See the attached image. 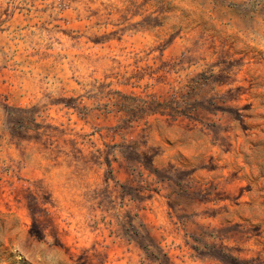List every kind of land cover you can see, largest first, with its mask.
Segmentation results:
<instances>
[{
    "label": "rangeland",
    "instance_id": "374dc122",
    "mask_svg": "<svg viewBox=\"0 0 264 264\" xmlns=\"http://www.w3.org/2000/svg\"><path fill=\"white\" fill-rule=\"evenodd\" d=\"M0 264H264V0H0Z\"/></svg>",
    "mask_w": 264,
    "mask_h": 264
}]
</instances>
